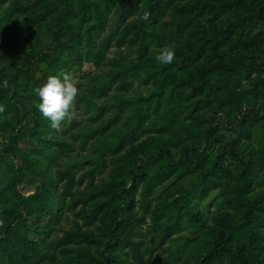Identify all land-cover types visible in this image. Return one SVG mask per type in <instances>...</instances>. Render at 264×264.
I'll return each mask as SVG.
<instances>
[{
	"label": "trees",
	"instance_id": "1",
	"mask_svg": "<svg viewBox=\"0 0 264 264\" xmlns=\"http://www.w3.org/2000/svg\"><path fill=\"white\" fill-rule=\"evenodd\" d=\"M263 3L0 0V258L264 264ZM64 72L57 131L36 89Z\"/></svg>",
	"mask_w": 264,
	"mask_h": 264
},
{
	"label": "clouds",
	"instance_id": "2",
	"mask_svg": "<svg viewBox=\"0 0 264 264\" xmlns=\"http://www.w3.org/2000/svg\"><path fill=\"white\" fill-rule=\"evenodd\" d=\"M141 21L150 23V14L144 12L139 17ZM175 59V51L165 47L156 55L155 60L161 65H170ZM4 88L9 87L8 80L2 82ZM39 96L38 109L42 117L50 121L54 130H61L64 123H71L77 117L75 105L79 95V88L74 82L70 72H64L61 76L50 75L46 82L36 89ZM6 111L4 105H0V115ZM4 226L3 219H0V227Z\"/></svg>",
	"mask_w": 264,
	"mask_h": 264
},
{
	"label": "rangeland",
	"instance_id": "3",
	"mask_svg": "<svg viewBox=\"0 0 264 264\" xmlns=\"http://www.w3.org/2000/svg\"><path fill=\"white\" fill-rule=\"evenodd\" d=\"M114 50H115V47L112 46V47L110 48L109 52H108V55H109V56H114V55H115ZM83 69H84V70H87V67L84 66ZM78 77H79V76H77V77H76V76H73V79H74V82H75V83H76V79H77ZM66 124H67V122L64 123L63 125H66ZM73 133H74V134H73L72 138H73L74 140H76V138H78V137H80L81 135H83V132L80 131V130H77V131H75V132H73ZM0 264H6V262H5V260H4L3 258H0Z\"/></svg>",
	"mask_w": 264,
	"mask_h": 264
},
{
	"label": "water",
	"instance_id": "4",
	"mask_svg": "<svg viewBox=\"0 0 264 264\" xmlns=\"http://www.w3.org/2000/svg\"><path fill=\"white\" fill-rule=\"evenodd\" d=\"M257 19L264 20V3L261 4V6L259 7V12H258V15H257Z\"/></svg>",
	"mask_w": 264,
	"mask_h": 264
}]
</instances>
